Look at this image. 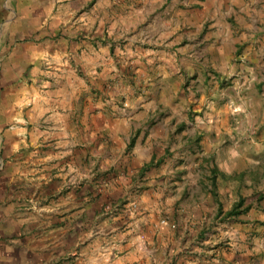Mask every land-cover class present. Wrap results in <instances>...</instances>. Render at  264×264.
Wrapping results in <instances>:
<instances>
[{"label":"crops","instance_id":"1","mask_svg":"<svg viewBox=\"0 0 264 264\" xmlns=\"http://www.w3.org/2000/svg\"><path fill=\"white\" fill-rule=\"evenodd\" d=\"M259 1L264 0H47L46 7L36 8V12H43L41 17L44 16L45 20L40 27L35 28L32 40L21 42L11 49L5 46L9 43L10 31L6 33L3 29L0 30V37L6 35L0 40L2 44L6 41L3 50L8 54L11 52V56L14 55V58L18 57V60L25 62L19 66L18 93L4 94L6 107L3 110L4 118L0 115V130L7 127L18 131V140L20 143L24 141L22 145H25L21 155L26 161L40 152L43 154L44 161L49 165H42L41 169L36 166L35 173L42 172L43 176L44 171L46 178H56L48 185L57 184L61 189L71 185V188L66 186L65 190L69 191H66L65 197L61 195L64 198H58V201H61L59 207L63 211H68L74 206L79 208L68 215L70 217L67 223L72 221L75 224L74 219L83 223L87 221L88 206L94 205L90 199L96 194L104 193L99 200L105 202L106 200H102L103 196L111 195V191L118 192V153H124L126 146L128 150L133 147H129L131 139L122 141L118 135L125 134L130 129L131 119H142L150 112V108L155 118L162 112L160 102H156L154 96L161 99L165 89L172 85L169 83L172 80L170 77L178 73L183 74V70L175 68L177 57L180 64L182 63L178 54L183 52V47L174 48V45L180 44L175 42L178 35L181 37L186 28H190L187 33L196 35L207 20H210L208 27L216 25L217 19L214 17L219 13L226 16L261 13L254 10H259ZM2 9L6 10L5 7ZM251 22L254 23V20ZM181 27L184 30L176 34L175 30H180ZM148 30L154 31L151 37L156 41L154 45L145 44L148 36H144V33ZM165 33H175L172 37L174 41L171 40L166 49H161ZM124 34H127L128 39L120 40ZM197 39L192 45L200 44ZM216 40L218 39L211 40L208 46L210 49L223 48L222 45H217ZM187 48L193 49L191 46ZM235 49L237 51L239 47ZM244 57L245 55L242 58ZM242 58L237 61H243ZM259 61L249 60L250 68L247 64H235V69L230 71L229 76L244 72L249 73L253 79V75L257 76L259 73V70L256 71ZM136 72L153 78L150 79L149 88L140 90L143 86ZM214 75L216 79L219 77L217 73ZM207 76L209 78L211 74ZM23 78L25 81L21 80ZM152 91L155 92L154 101L152 99L146 102L147 95ZM17 105L19 111H14ZM187 111L188 119L191 114L188 109ZM162 113L166 117L158 124L160 126L174 118V115L167 111ZM261 116L256 120L260 119L259 122L264 124V109ZM176 124H184L181 131L186 129L188 133V122ZM151 129L146 140L152 138L154 142L149 146L155 143L153 137L156 135ZM262 129L264 130V127L261 128V137H264ZM224 133L230 135L229 131L225 130ZM127 141L128 144L125 145ZM199 143H192L188 137L182 149L188 154L173 152L171 155L177 160L179 156V159L186 158V163L170 165V159L157 160L151 148H140L139 155L146 157L143 164L139 165L140 176L151 172L154 174L156 167L163 162L165 167L159 172L162 177L158 182L150 181L152 186L157 183L165 186L168 181L163 174L168 172L173 173H168L170 177L177 176L179 181H182V178L199 176L206 167L210 173L213 165L222 168L224 166V174L235 170L237 173L243 171L244 168L235 169L234 165L231 166L232 163L229 166L225 161L222 165L217 164L218 158L215 155H218L220 149H211L213 144H208L210 151H201ZM27 145L34 147L35 151L29 152ZM39 146H45L46 150H38ZM162 147L163 152L159 153L158 157L163 154L166 156L167 150H174L172 147L168 149L164 142ZM136 150L128 155L132 156ZM124 158L128 160L130 157ZM226 158L231 159L232 154H228ZM244 159L245 167H250L252 158L249 156ZM152 160L151 166L142 172ZM23 170L28 172L29 165ZM262 173L264 175V168ZM171 182L173 183L169 182L171 185L168 190L171 192L172 188H175L174 195H179L177 199L186 198L183 193L188 194L191 187L185 186V181L180 185L175 180ZM148 189L150 192V187ZM210 190L208 185V196L213 200V204L209 206L210 212L215 206L212 210L214 220L220 217L224 220L222 214L218 215L219 205L222 213L226 211L222 208L218 194L214 198ZM177 199H171V202L175 204ZM196 200L198 202L193 200V210H208L207 207H202L201 203L204 201L200 198ZM67 202L73 205L65 208ZM140 205L137 204L135 208L137 217L143 215L135 218L134 222L130 221L125 227L122 222H116L118 217L111 219V222L108 219L102 221L100 218L92 235L93 242L103 240L107 247L103 253L90 250L89 258H94L89 261L90 264H232L224 260L226 256L218 249L211 247L210 250H205L194 245L198 236L202 239L204 233V221L195 219L194 213L185 217L172 215L168 221H164L153 216L156 206L144 204V196L140 198ZM103 206H108L109 211L113 210L115 204L110 202ZM97 212L103 211L98 207ZM260 218L263 219L262 216ZM119 229L122 232H118ZM85 232L87 233V230ZM153 240L157 241L154 248L150 247ZM198 244L201 245L200 242ZM97 254L99 256H96Z\"/></svg>","mask_w":264,"mask_h":264},{"label":"rangeland","instance_id":"2","mask_svg":"<svg viewBox=\"0 0 264 264\" xmlns=\"http://www.w3.org/2000/svg\"><path fill=\"white\" fill-rule=\"evenodd\" d=\"M46 1L0 0V30L3 29L6 33L9 31L11 33L6 47L9 46L12 49L21 42L33 39L35 28L40 27L45 20L44 16L41 17L43 12H36V8L37 6L46 7ZM2 7H5L6 10ZM258 7L259 10H257L258 8L254 10L261 13L256 15L251 12L249 16L237 14L226 16L219 13L214 17L217 19L216 25L208 27L210 20H207L198 29L196 35L187 33L190 28H186V32L181 37L178 35L175 42L180 44L174 45V48L180 47L181 49L183 47V52L178 54L182 58V63L180 64L179 57H177L176 61L178 62H176L175 68L179 67L183 70V74L178 73L170 77L172 80L169 83L172 85L165 89L161 99L154 96L155 92L153 91L146 97V102H150L152 99L154 101L155 97V101L160 102L162 112L167 111L173 114L174 118L165 121L160 126L158 124L166 116L160 112L158 118H155L156 116H152L150 108V112L142 119H131L130 129L125 134L118 135L122 141L134 138V144L130 150L126 146L124 153H118L120 155L118 158V192L111 191L110 194L114 198L111 195L103 196L102 200L107 202L99 200V197L104 193L93 196L90 202L94 205L88 206V220L84 223L78 222V219H74L75 224L72 221L67 223L70 217L68 215L78 210V206H74L68 211H63L59 207L61 201H58V198L61 199L66 191H69V189L65 190L66 186L71 188V185H66L63 189L58 188L57 184L48 185L56 178H46L44 171L43 176L42 172L35 173L36 166L41 169L42 165H49L44 161L43 154L40 152L37 156H32L26 161L21 155L25 150V145H22L24 141L19 142L18 131L13 128H2L0 130V264H90L89 261L94 259L89 258L90 250L94 253H103L107 247L103 240L97 243L93 242L94 236L92 235L100 218L102 221L106 219L110 221L118 217L116 222H122L125 227L130 221L134 222L135 218L138 219L143 215L141 213L142 215L137 217L136 209H131L128 205L134 201L138 206H141L140 198L143 196L144 204L156 206L153 216L160 220L168 221L169 216L172 215L185 217L194 213L195 219L204 221L202 225L203 238L200 239L198 236L199 240L194 241L197 248L210 250L213 247V249H218L223 256H226L224 260L232 264H264V198L258 201L259 195L264 196V175H262L264 137H261V128L264 127V124L259 122L260 119L256 120L258 116L262 117L261 113L264 109V1H259ZM252 20L254 23L251 22ZM183 30L184 28L181 27L180 30L176 29L175 31L177 34ZM20 32L21 34H19ZM174 34H164L161 49H166L169 42L174 41L172 39ZM152 35H154L152 30L144 33V36L149 37L145 40V44H155L156 41H153ZM5 36H1L0 40ZM196 38L200 44L192 45ZM214 38L218 39L216 40L217 45H222L223 48L210 49L208 47ZM124 39H128L127 34H124L120 40L124 41ZM3 44L0 43V115L4 118L3 110L6 107L4 94L7 92L9 95L13 92L18 93L19 66L25 62L18 60V57L14 58V55L11 56V52L10 54L6 53L3 50ZM121 45H123L122 42ZM190 46L193 49L188 50L187 47ZM237 46L239 49L236 51ZM161 49L159 51H163ZM192 52L193 55L190 56ZM243 55H245L244 58H242ZM240 57L243 61L239 62L237 59ZM252 59L260 60L256 68L259 73L257 76L253 75V79L249 73L244 72L229 76L230 71L235 69V64H247V67L250 68L249 60ZM123 66L125 67V65ZM216 73L219 75L217 79L214 75ZM136 74L140 77V84L143 86L140 90L151 86L150 79L153 78L144 76L141 72H136ZM207 74H211L212 77L208 78ZM21 80L25 81L24 78ZM135 81L137 82V79ZM144 106L146 107V105ZM187 109L191 114L188 119ZM14 111H19L18 105ZM262 120L264 121V119ZM178 122H188V128L186 127L188 133L186 129L183 130L184 132L178 129L180 126L176 124ZM257 127H259L258 130ZM167 128L169 129L167 130ZM150 129L156 134L153 137L155 143L151 146L149 145L154 142V139L146 140ZM225 130L229 131L230 135L224 133ZM262 132H264L263 129ZM197 136L201 138V143H199L201 151L207 149L210 151L208 144H213L211 149H220L218 155L214 154L218 158L217 164L225 161L229 166L232 163L231 166L234 165L235 169L244 168L242 170L246 172V175L243 184H239L237 181H223L218 178L216 189L224 212L239 196H242L245 198L244 206H250L246 214L236 219L223 220L220 217V219L214 220L212 210L215 206L211 212L209 207L213 200L208 196L209 181L207 179L210 173L207 167L199 176L181 179L185 181V186L191 188L188 194L183 193V196H187L186 198L179 199H177L179 195H174L175 188H172L171 192L168 190V186L171 185L169 182L173 183L171 181L175 180L178 185L182 183L177 176H169V174H173L172 172L163 174L165 180L168 181L164 184L165 186L162 187L158 183L152 186L150 183V181L158 182L161 179L162 175H159V172L164 169L165 162L156 167L154 174L151 172L140 176L139 165L143 164L146 159L139 155L140 148H151L157 160L159 158L170 159L168 165L186 163L184 161L186 158L179 159V156L177 160L171 155L173 152L181 155L188 154L182 150L184 142L188 137L193 140ZM128 141L125 142V145L128 144ZM163 142L168 149L172 147L174 150L171 152L167 150L166 156L163 154L158 157V154L163 152ZM37 148L42 151L46 150L45 146ZM26 149L29 152L35 151L34 147L29 145L26 146ZM133 150H136L133 155H128ZM228 154H232V158L229 160L226 158ZM126 156L130 158L126 160L124 158ZM249 156L253 162L250 163V167L246 168L243 161ZM28 165L30 170L24 172L23 168ZM217 168L222 172L225 170L224 166L222 168L217 165ZM237 172L235 170L227 175ZM159 187L163 189H159ZM61 195L63 196L61 197ZM198 198L204 201L201 203L202 207L205 206L208 210L201 212V209L198 208L193 210V200L198 202L196 200ZM171 199L178 201L174 204ZM110 202L115 206L113 210L108 211V206L103 205ZM72 205L67 202L65 208ZM98 207L103 212L98 213ZM93 212L95 213L93 214ZM88 231L90 235H88ZM118 232H122L121 229ZM153 241L150 247L154 248L157 241ZM199 242L201 245L198 244ZM159 247L162 248L164 245H159ZM232 253L234 255H229Z\"/></svg>","mask_w":264,"mask_h":264},{"label":"trees","instance_id":"3","mask_svg":"<svg viewBox=\"0 0 264 264\" xmlns=\"http://www.w3.org/2000/svg\"><path fill=\"white\" fill-rule=\"evenodd\" d=\"M183 128H184V124H181V126L178 129L182 130ZM190 141L194 144H198L200 141V136H197L195 139L190 140ZM133 143H134V138H131L129 142V147H131ZM152 163H153V160L142 169V172L146 171L147 168L151 166ZM245 175H246V172L244 171L240 173H235L232 175H227L221 172L216 166L213 165L210 168V175L208 177L209 185L211 188L210 192H211L212 197L214 198L217 197L216 186H217L218 178H221L223 181H228V180L237 181L239 182V184H243ZM263 198H264L263 195H259L258 201L263 200ZM244 205H245V198L242 196H239L238 199L231 205L230 209L226 211L225 213H222L221 206L219 205L218 215L222 214L224 219H236L239 216L244 215L249 211L250 206L249 205L244 206Z\"/></svg>","mask_w":264,"mask_h":264},{"label":"built area","instance_id":"4","mask_svg":"<svg viewBox=\"0 0 264 264\" xmlns=\"http://www.w3.org/2000/svg\"><path fill=\"white\" fill-rule=\"evenodd\" d=\"M130 207H131V209H135L137 207V203L136 202H132L130 204Z\"/></svg>","mask_w":264,"mask_h":264}]
</instances>
